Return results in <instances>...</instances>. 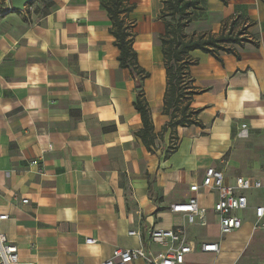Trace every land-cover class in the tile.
Segmentation results:
<instances>
[{
  "label": "crops",
  "instance_id": "obj_1",
  "mask_svg": "<svg viewBox=\"0 0 264 264\" xmlns=\"http://www.w3.org/2000/svg\"><path fill=\"white\" fill-rule=\"evenodd\" d=\"M103 1L33 0L0 12V213L8 215L0 230L22 262L35 264H99L115 247L150 245L153 228L178 225L197 244L184 264H264V216L254 229L264 190L246 192L243 224L227 234L213 210L216 191L190 190L211 166L227 182L264 179V0H202L192 12L189 34L245 25L252 40L219 58L191 52L203 126H178L167 156L163 0H127L138 63L149 72L142 80L120 65ZM140 85L157 135L151 150L137 134ZM194 194L208 209L204 225L171 210ZM205 242L219 252H203Z\"/></svg>",
  "mask_w": 264,
  "mask_h": 264
},
{
  "label": "trees",
  "instance_id": "obj_2",
  "mask_svg": "<svg viewBox=\"0 0 264 264\" xmlns=\"http://www.w3.org/2000/svg\"><path fill=\"white\" fill-rule=\"evenodd\" d=\"M222 1L228 2V0ZM163 3L160 17L164 19L166 29L165 33L160 36V41L167 76L163 112L170 117L168 124L164 125L163 129L166 130L170 127L173 138L166 151L167 156L177 148L175 131L178 126L191 124L203 126L199 119L201 109L192 105L193 97L199 90L194 85V79L190 74L191 65L197 62L191 52L195 49H201L219 58L221 51L236 52L233 44L242 45L252 39L249 37L248 27L245 25L236 31L232 25L227 31L223 29L219 33L189 34L187 27L192 20V12L195 9L204 8L202 0H163ZM103 8L112 20L110 31L120 50L118 57L120 65L129 67L140 80L144 79L149 75V72L139 65L137 52L133 45L136 23L127 21V15L134 8V5L128 3L127 0H104ZM134 105L143 122V126L137 134L147 148L151 150L157 135L154 131L150 106L141 85Z\"/></svg>",
  "mask_w": 264,
  "mask_h": 264
},
{
  "label": "built area",
  "instance_id": "obj_3",
  "mask_svg": "<svg viewBox=\"0 0 264 264\" xmlns=\"http://www.w3.org/2000/svg\"><path fill=\"white\" fill-rule=\"evenodd\" d=\"M247 125L243 124L245 128ZM202 188L215 190L217 198L213 203V210L219 215V229L222 234H227L239 229L243 219L239 212L249 206L247 191L256 189L264 190V179L238 176L234 182H227L225 174L216 167H208L205 171L201 184L193 183L190 190L194 193L200 192ZM27 203L28 199H22ZM171 210L181 213L185 220L191 225H204L207 223V207L201 205L196 194L187 200L174 203ZM256 221L254 229L260 226V219L264 216V204L255 207ZM6 213H0V220L6 219ZM130 234H138L130 231ZM140 234V233H139ZM96 240L87 238V243ZM150 245L141 244L138 247L123 248L115 247L111 254L99 264H184L188 254L196 250L197 244L190 239L185 225L175 228H153L149 234ZM151 244L156 245L152 247ZM203 252H219L220 246L217 242H205L200 245ZM0 264H35L22 262L19 247L10 241L5 233L0 230Z\"/></svg>",
  "mask_w": 264,
  "mask_h": 264
},
{
  "label": "rangeland",
  "instance_id": "obj_4",
  "mask_svg": "<svg viewBox=\"0 0 264 264\" xmlns=\"http://www.w3.org/2000/svg\"><path fill=\"white\" fill-rule=\"evenodd\" d=\"M11 7V0H0V10H5L6 7ZM170 19V17H168ZM240 24H237L235 28H238ZM204 259L202 257H197L194 264L203 263Z\"/></svg>",
  "mask_w": 264,
  "mask_h": 264
},
{
  "label": "water",
  "instance_id": "obj_5",
  "mask_svg": "<svg viewBox=\"0 0 264 264\" xmlns=\"http://www.w3.org/2000/svg\"><path fill=\"white\" fill-rule=\"evenodd\" d=\"M33 0H11V9L12 10H21L25 6L31 3Z\"/></svg>",
  "mask_w": 264,
  "mask_h": 264
}]
</instances>
